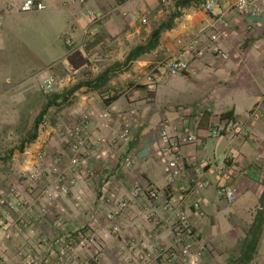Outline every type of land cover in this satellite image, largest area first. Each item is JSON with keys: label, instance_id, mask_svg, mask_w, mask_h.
Masks as SVG:
<instances>
[{"label": "rangeland", "instance_id": "374dc122", "mask_svg": "<svg viewBox=\"0 0 264 264\" xmlns=\"http://www.w3.org/2000/svg\"><path fill=\"white\" fill-rule=\"evenodd\" d=\"M176 2L161 0L160 7L155 10L139 9L130 16L131 24L112 25L113 34L97 21L83 47L86 56L76 54L79 50L72 51L75 64L81 63L76 72L71 68L73 65L67 63L60 73H51L39 84L34 83L31 75L19 79L21 74L6 82L2 74L10 65L6 63L0 69V190L5 193L13 188L11 198L0 204V230L4 231L0 232L3 234L0 237L9 241L8 248L0 254V264H9L8 260L18 264H116L119 258L122 264H211L212 260L216 261V254L211 250L204 251L198 245L194 244L188 254H183L180 246H173L171 211L174 202L165 193L157 189L159 194L154 198L149 193L152 186L143 188L135 175L133 178L128 176V195L103 185L105 180L108 181V171L114 172L121 163L128 167L132 156L108 148L110 143L100 130H111L116 121L119 130L111 142L128 144L131 130L126 137L123 135L125 120L131 123L132 129L139 111L116 109L112 101L121 96L143 99L142 104H150L149 108L156 109H151L150 113L161 114L155 124L159 133L163 129L180 131L185 124L178 130L176 126L181 118H185V111L194 113L196 109L193 80L164 71L154 82L148 83L142 78L145 71L135 70L132 65L145 53L126 62L129 52L137 45L145 44L161 22L176 12L181 14L183 7L177 6ZM157 10L163 11L160 17ZM129 12H123L124 21ZM136 28L138 32L134 31ZM130 33H137V36H129ZM83 41L84 37L80 44ZM34 46L40 56L19 42L14 43L13 53L21 60L19 63L35 65L44 60L40 40L36 39ZM46 80H51L50 87L45 86ZM90 94L97 102L101 100L100 105L81 104L79 98ZM258 105L264 110V94ZM100 108L101 111H96ZM105 111L109 118L101 119L100 114ZM40 113L35 131L34 123ZM92 116L97 118L90 130L88 125ZM229 122L212 128L220 133L226 128L237 130V122ZM34 132L36 137L30 140ZM93 132L98 134L97 143L92 141L94 144L90 140ZM79 135L85 138V143L77 152V163H72L76 154L73 147ZM241 135L249 138L244 130ZM259 145L264 147V141ZM90 150L95 153L86 155ZM125 159L130 160L128 164ZM108 163L114 168H107ZM88 179L93 182L90 192L81 186V181ZM143 192L169 215L166 221L152 223L149 216H144L142 221L139 218L122 221L123 212L133 211L130 201L143 196ZM164 198L172 201L167 210L161 207ZM122 202L125 203L123 206ZM198 209L202 211L200 204ZM167 224L170 225L169 234ZM161 231L165 234L160 240ZM235 257L237 255L233 254L231 261Z\"/></svg>", "mask_w": 264, "mask_h": 264}, {"label": "crops", "instance_id": "0c3cea01", "mask_svg": "<svg viewBox=\"0 0 264 264\" xmlns=\"http://www.w3.org/2000/svg\"><path fill=\"white\" fill-rule=\"evenodd\" d=\"M24 1L0 0V69L6 63L10 65L2 74L6 82L21 74L22 78L19 79L31 75L34 83L40 84L51 73H60L70 63L68 57L73 50H79L81 56H86L83 47L87 45L86 40L91 36L88 33L92 32L97 21L100 22L98 25L102 24L107 32L113 34L112 25L131 24L133 19L130 16H134V12L144 8L155 10L160 7L161 2L42 0L45 5L43 9L23 11L21 5ZM201 1L196 0L183 7L174 25L161 33L156 48L143 54L132 64L133 69L146 71L163 59L165 48L174 49L176 40L179 39L194 46L188 71L176 74L179 78H189L191 82L193 80L196 86L194 103L197 105L194 113L192 110L185 111V118L178 119L179 123L174 119L178 123L177 130L181 125L188 124L197 133L195 143L185 144L181 148L180 175L171 176L167 169V159L158 153V146L163 143V139L155 124L161 114L150 113L151 109H156L149 108L150 104H142L143 99L121 96L111 102L114 108L133 112L139 110L137 121L130 132L129 143L111 142L119 130V123L116 121L111 130L100 132L110 143L108 148L121 155L131 154L132 162L128 167L120 162L121 166L115 167L114 172L108 171V181L105 180L103 185L128 195L126 186L129 184V177L133 178L135 175L143 188L151 185L165 193L173 200L175 212L183 215L195 227L194 244L204 251L211 250L216 254L217 259L212 260L211 264H264V147L259 145L260 141H264V110L258 107L264 94V17L239 15L229 9L230 0H218L226 7L224 21L221 22L199 7ZM86 10L94 11L101 19L92 20L88 16H82L81 12ZM123 12H129L126 21L123 19ZM162 13L163 11L157 10L158 17ZM134 31L138 32L137 28ZM213 33L217 34L215 41L210 39ZM133 34L130 33L129 36H137V33ZM83 37L84 42L80 44ZM36 39L40 40L44 48V60L35 65L29 62L19 63L21 60L16 59L13 53L14 43L19 42L30 52L40 56L34 50ZM212 43L226 53L227 57L222 58L214 52ZM71 68L76 72L80 66ZM36 73H39L38 77H34ZM197 78L199 80L195 81ZM79 99L81 104L101 103L92 94L89 97L83 95ZM101 108L96 111L99 112L104 107ZM229 110L232 111V116L220 117L221 113ZM95 117L92 116L89 122L90 130L94 127ZM228 120L229 123L233 120L237 122V130L226 128L217 136L211 135L213 125L222 126ZM243 130L249 134V138L241 135ZM238 131L241 133H236ZM97 138L98 134L91 133V143L95 140L97 143ZM99 145L101 146L100 143ZM94 153V150L86 151V155ZM109 166L114 168L110 163L107 168ZM203 179H208L209 184L204 186L197 182ZM81 183L90 192L93 182L88 179ZM220 184H230L235 188L236 199L233 202L229 203L218 195ZM145 193L130 201L133 211L123 212V222L128 221V218H139L142 221L144 216H149L152 223H160L162 219L166 221L169 215ZM194 201L199 202L201 212L192 207L191 203ZM258 210L263 211V221L254 252L247 259L246 242L251 239L249 235H252L248 231ZM2 231L3 229L0 230L1 233ZM1 233L0 236L3 235ZM164 234L161 231L160 240ZM8 246V239L0 237V254ZM233 254L237 257L231 261ZM8 262L18 264L16 261ZM122 262L119 258L116 264Z\"/></svg>", "mask_w": 264, "mask_h": 264}, {"label": "built area", "instance_id": "2783aa9c", "mask_svg": "<svg viewBox=\"0 0 264 264\" xmlns=\"http://www.w3.org/2000/svg\"><path fill=\"white\" fill-rule=\"evenodd\" d=\"M45 7L42 0H25L21 9L23 11H35L41 10ZM199 7L210 16L214 17L216 20L221 22L224 21L226 14V7H224L218 0H202L199 3ZM229 9L231 11L251 18L264 17V0H230L229 1ZM81 15H85L90 17L92 20H96L99 18L98 14L94 11L86 10L85 12H81ZM93 32V31H92ZM92 32L88 34L91 35ZM89 38V37H88ZM210 39L215 41L217 39V34L213 33L210 35ZM84 42V41H83ZM70 44V42H68ZM193 44L184 42L182 40H176V47L174 49L167 47L165 48V54L161 61L155 63L151 67L146 69L145 74L142 76L143 80H146L148 83L154 82V79L157 78L158 74L166 71L169 74H177L188 71L191 66V60L193 58L192 50ZM211 48L214 52L221 54L223 58H226V53L222 52L221 49L214 43H212ZM45 86H51V80L45 81ZM101 119L109 118V114L107 111L100 114ZM130 124L125 120L123 135L126 137L129 131L131 130ZM130 129V130H129ZM219 131L213 129L211 131L212 136H217ZM161 138L163 139V143L158 146V153L167 159V169L170 171L171 176L176 177L180 175L182 165H181V148L185 144L195 143L197 141V133L191 128L190 125L186 124L180 132L169 131L163 129L160 133ZM85 138L79 135L77 139H75L74 151L76 152L75 156L72 158V163H77V152L78 150L84 146ZM129 159H125V163H129ZM201 185H208L209 180L203 179L197 181ZM182 190L183 187H181ZM10 191L3 193L0 190V204L3 202H7L12 194L13 188L8 189ZM149 193L154 198H157L159 191L152 186ZM218 195L224 198L227 202L231 203L236 199V191L235 188L230 184H220L218 187ZM161 207L164 210H167L171 206V200L164 198L161 200ZM125 203H121L123 206ZM192 206L199 210V202L194 201ZM172 223H173V246H180L183 254H188L194 246V236H195V228L192 224H190L187 219L175 212V210L171 211Z\"/></svg>", "mask_w": 264, "mask_h": 264}, {"label": "trees", "instance_id": "16d2710c", "mask_svg": "<svg viewBox=\"0 0 264 264\" xmlns=\"http://www.w3.org/2000/svg\"><path fill=\"white\" fill-rule=\"evenodd\" d=\"M196 0H177L176 4L177 6H187L189 4H191V2H194ZM179 15V12H176L175 14H172L169 19L167 21L161 22L150 34V38L148 39V41L145 44H141V45H137L134 49H132L129 54L126 57V62L127 61H132L135 58H137L139 55L149 52L151 50H153L154 48H156V46L159 43V38L160 35L163 31L170 29L173 24H174V18L177 17ZM75 53H72L70 55V57H68L69 62L77 67L80 66L81 63L79 64H75V61L73 59ZM76 54H80V53H76ZM232 111L229 110L225 113H221L220 117L221 118H225V117H230L232 116ZM41 116V113L39 114V117L36 119L35 123H34V130L36 131L37 129V125L39 123V118ZM36 137V133L34 132L33 135L30 137V140L34 139ZM29 141V140H28ZM263 221V211L262 210H258L256 215H255V219L252 223V225L250 226V229L248 231V234H252V237L250 240H248L246 242V255H247V259L250 258L251 253L254 252L256 243H257V239L260 233V228H261V224Z\"/></svg>", "mask_w": 264, "mask_h": 264}]
</instances>
